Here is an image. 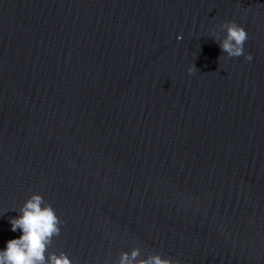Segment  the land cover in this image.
<instances>
[{"label":"water","instance_id":"95a60500","mask_svg":"<svg viewBox=\"0 0 264 264\" xmlns=\"http://www.w3.org/2000/svg\"><path fill=\"white\" fill-rule=\"evenodd\" d=\"M33 194L73 264H264V0H0V250Z\"/></svg>","mask_w":264,"mask_h":264},{"label":"clouds","instance_id":"9594fccd","mask_svg":"<svg viewBox=\"0 0 264 264\" xmlns=\"http://www.w3.org/2000/svg\"><path fill=\"white\" fill-rule=\"evenodd\" d=\"M221 28L226 31L219 43L222 53L229 58L244 56L245 60L251 61L252 55L244 51L248 40L245 28L235 21H227ZM188 71L191 74L192 69ZM19 212L18 217L11 219L10 223L11 230H20L22 235L8 240L6 248L0 250V264H73L64 252L56 254L48 251L53 238L60 235L63 221L41 195H31ZM119 264H178V261L160 254L142 258L140 250L134 248L131 252L120 254Z\"/></svg>","mask_w":264,"mask_h":264}]
</instances>
